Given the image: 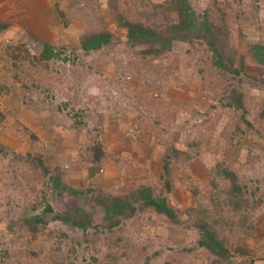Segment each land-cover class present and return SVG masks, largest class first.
<instances>
[{
    "label": "rangeland",
    "instance_id": "obj_1",
    "mask_svg": "<svg viewBox=\"0 0 264 264\" xmlns=\"http://www.w3.org/2000/svg\"><path fill=\"white\" fill-rule=\"evenodd\" d=\"M173 1L0 0V264H264V64L248 50L264 45V0H188L224 22L235 66L245 58V120L224 96L237 79L209 65L200 39L174 40L158 58L127 40L124 19L162 29ZM91 30L112 39L85 53ZM46 44L58 56L32 59ZM224 167L243 193L237 213ZM139 185L165 194L178 221L142 209L108 229L89 189ZM73 209L89 227L54 219ZM33 216L44 221L36 231ZM207 217L226 260L198 244Z\"/></svg>",
    "mask_w": 264,
    "mask_h": 264
},
{
    "label": "trees",
    "instance_id": "obj_2",
    "mask_svg": "<svg viewBox=\"0 0 264 264\" xmlns=\"http://www.w3.org/2000/svg\"><path fill=\"white\" fill-rule=\"evenodd\" d=\"M173 9L176 15L175 20H167L166 26L162 29H156L145 22L124 19L121 22V27L125 28L127 40L132 46L142 45L140 53L143 57L158 58L161 53L168 52L171 49V44L174 40L191 41L194 38L200 39L207 52H209V65L214 66L222 75L223 78L228 77L231 81L235 79L238 85H234L226 91L225 98L227 104L234 109H240V119L245 120L244 115L247 113L245 107V94L239 86L243 80L240 75L244 70V59L238 61V66H235V53L228 45V32L224 22L217 23L209 11L202 14H197L192 8L188 0H174ZM112 34L105 30H91L80 36V47L87 53L89 51L98 50L101 47L108 45L111 42ZM251 57L264 64V45L251 44L248 48ZM58 53L46 44L42 51L36 55L34 60L37 62L50 61ZM240 87V88H239ZM3 115L0 112V121ZM248 126L253 124L246 120ZM99 158L97 157V160ZM46 173L47 169L44 167ZM219 174L227 178L231 182L228 190L229 197L227 205L232 206L234 211H240L242 205L241 200L243 193L240 191L239 185L236 183V176L233 171L228 168H220ZM54 184L57 187L59 180L53 177ZM166 191H170L171 185L169 181L166 183ZM71 194H83L84 190L68 189ZM93 193L94 200L103 209V223L108 229L116 227L125 219L133 216L138 210L149 209L156 213L164 215L166 218L176 223L178 215L172 206L168 203L165 194H154L149 186L139 185L127 194H112L103 189L90 188ZM247 200L243 202L246 204ZM238 208V210H237ZM51 210L50 208H47ZM82 211V210H81ZM233 211V212H234ZM237 213V212H236ZM79 209H73L70 212L59 213L54 216L56 220L70 221L74 226L79 228L89 227L91 218L89 213L84 211L83 218H80ZM216 220L207 217V219L199 220L195 226L199 231L198 244L206 248L209 252L219 258V261L226 260L232 256V252L224 245L223 239L220 238L218 232L214 229ZM31 230H38V225L43 224L42 217L33 216L26 220ZM93 225H91L92 227ZM95 227V226H94Z\"/></svg>",
    "mask_w": 264,
    "mask_h": 264
}]
</instances>
